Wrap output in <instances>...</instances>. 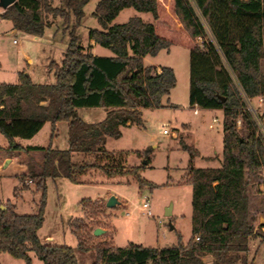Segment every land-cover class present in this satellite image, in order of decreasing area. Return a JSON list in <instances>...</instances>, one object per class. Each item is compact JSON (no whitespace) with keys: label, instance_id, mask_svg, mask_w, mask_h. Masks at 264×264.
I'll list each match as a JSON object with an SVG mask.
<instances>
[{"label":"trees","instance_id":"obj_1","mask_svg":"<svg viewBox=\"0 0 264 264\" xmlns=\"http://www.w3.org/2000/svg\"><path fill=\"white\" fill-rule=\"evenodd\" d=\"M59 1L55 7L54 0H17L1 15L14 31L35 37H42L58 19L69 25L73 16L76 23L61 65L52 62L48 67L49 73L54 72V84H35L24 72L18 74L17 84L0 83V135L7 141V154L45 155L39 173L29 170L19 176L24 185L30 180L41 191L39 212L20 215L13 206L0 208V258L7 254L32 264L29 253L33 252L45 264H78L75 249L45 245L38 236L45 221L48 179L80 184L78 178L88 168H96L109 179L134 176L140 187H154L139 176L144 166L77 164L73 155L122 160L124 154L106 151L107 140L120 139L123 128L143 126L141 109H161L177 84L173 69L159 72L145 66L144 59L180 45L191 52L190 105L223 112L221 166L195 168L197 152L182 145L191 157L187 183L192 186V236L187 244L179 236L172 248L100 246L93 249L92 264H207V257L210 264H249V243L259 237L250 221L254 201L249 179L264 171V141L245 110L239 88L251 99L264 98V0H98L93 16L100 29L89 32L87 48L76 29L92 0ZM127 8L151 14L153 22L132 18L110 27ZM207 29L213 41L207 39ZM92 42L113 57L94 55ZM83 108L104 109L106 117L87 123L78 113ZM58 123L68 125L67 150L25 148L17 142L32 140L47 124L53 136ZM152 153L151 149L142 153L148 165ZM74 228L77 250L89 252L83 245L82 227Z\"/></svg>","mask_w":264,"mask_h":264},{"label":"rangeland","instance_id":"obj_2","mask_svg":"<svg viewBox=\"0 0 264 264\" xmlns=\"http://www.w3.org/2000/svg\"><path fill=\"white\" fill-rule=\"evenodd\" d=\"M97 3L98 0H92L84 8L85 16L76 29L85 48L90 45L89 32L100 29L98 20L93 16ZM54 6L59 7L60 1L54 0ZM2 12L0 8V15ZM132 18H141L145 23L153 22L151 14L127 8L109 26L124 25ZM75 23L73 16L69 25L58 19L51 28L46 29L42 37H35L14 31L11 22L1 18L0 83L17 84L18 73L25 72L31 75L35 84H54V72L49 73L48 67L52 62L61 65L70 45ZM207 39L213 41L208 29ZM92 53L101 57H113L109 50L100 46H95ZM144 64L156 67L157 70L171 68L175 72L177 84L170 95L163 99V107L141 109L143 126L123 128L120 139L107 140L106 151L109 154H124L122 160H117L118 156L83 155L75 158L74 162L88 165H113L117 162L128 169L144 166L139 176L142 181L149 182L154 187H140L134 176L109 179L96 168H88L87 174L78 178L80 184L62 178L48 179L46 182L45 221L38 236L45 245L75 249L78 264H92L95 261L93 249L100 246L125 248L134 244L155 249L172 248L178 245L179 236L182 237L183 244H187L192 236V186L187 183L191 157L182 149V145L197 152V157L193 160L195 168L216 169L222 163L223 112L199 108V114L194 115L195 107L189 102L190 50L173 45L162 50L156 57H146ZM253 104L256 105L255 102ZM78 113L87 123H99L106 117V111L100 108H83ZM214 119L218 122L214 123ZM165 125L168 126L169 135L164 134ZM210 125H213V129H210ZM51 130V125L47 124L32 140L17 142L24 147L50 146L53 149L67 150V123L57 124L53 138ZM6 144V139L0 135V145L3 148L0 150V208L13 206L20 215L37 214L40 210L41 191L30 180L24 185L19 179L20 174L18 177L16 174L25 170V167H21L23 164L28 167L26 169L39 173L45 155L43 152L24 151L9 156ZM148 149L153 150L149 165L142 155ZM201 155L215 156L213 164L198 160ZM4 159L15 161L13 163ZM112 197L118 200V205L110 209L107 204ZM146 201L151 203L152 216H148L142 209ZM169 212L170 217L167 216ZM75 220L78 222L74 223ZM77 226L82 227L83 245L89 252L77 250L79 240L73 234L74 227ZM257 227L259 230V226ZM98 229L104 233L95 237ZM257 234L259 238L250 241L246 254L249 264H264V243L261 241L264 233L258 231ZM29 256L32 264H45L35 253L30 252ZM0 262L25 264L7 254L1 255ZM205 262L210 264L211 261L206 258Z\"/></svg>","mask_w":264,"mask_h":264},{"label":"crops","instance_id":"obj_3","mask_svg":"<svg viewBox=\"0 0 264 264\" xmlns=\"http://www.w3.org/2000/svg\"><path fill=\"white\" fill-rule=\"evenodd\" d=\"M92 45H93V48H94L95 47L94 44H92ZM0 67H1V65H0ZM158 71L160 72V70H158ZM29 76L31 77V75H29ZM31 79H32V77H31ZM32 81H33V79H32ZM209 111H218V112L222 113L219 110H209ZM127 128H130V127H127ZM53 137L54 136H52V134H51V138H53ZM29 147L30 146H25V148H29ZM81 156H83V154H74L73 155V162H74L75 158L81 157ZM214 158H215V156H213V155H207V156L201 155L200 158H198V160L205 161L208 164L209 163L213 164V162H214L213 159ZM5 161H11V162L14 163L15 159H9V160H5ZM21 167H25V170L23 172L17 173L16 174L17 177H18V174L23 175V174H26L29 171L28 169H26V168H28V167H26V165L23 164V165H21ZM86 174H84V175H86ZM83 176H81V177H83ZM249 187H250L252 199L254 201V204L252 205V207L250 209V214H251V220L250 221H251L252 226L254 227L255 234H257L258 231H262V233H264V214H262L264 212V209H262L264 207V171H261V172H259L257 174H254V175H252L250 177V179H249ZM256 224H257V226H259V230H258V227L255 226ZM263 239H264V236L261 239V241ZM205 259H204V261H205ZM207 259H209L211 261L210 257H207Z\"/></svg>","mask_w":264,"mask_h":264},{"label":"built area","instance_id":"obj_4","mask_svg":"<svg viewBox=\"0 0 264 264\" xmlns=\"http://www.w3.org/2000/svg\"><path fill=\"white\" fill-rule=\"evenodd\" d=\"M0 22H1V15H0ZM16 43V41L14 42ZM240 90V94L243 100V103L245 105V110L251 115L257 130H258V134L262 137L263 141H264V98H257V99H251L249 97H247L244 92L241 90V88H239ZM255 102L256 105H254L253 103ZM194 115H198L199 114V107L198 106H194ZM214 123H217L218 120L214 119L213 120ZM237 126L238 128H241V120L237 121ZM165 130H164V134L165 135H169V131H168V126L165 125ZM210 129H213V125L209 126ZM148 216H152V210H151V203L149 201H146L145 204H143V208H142ZM199 240V239H197Z\"/></svg>","mask_w":264,"mask_h":264},{"label":"water","instance_id":"obj_5","mask_svg":"<svg viewBox=\"0 0 264 264\" xmlns=\"http://www.w3.org/2000/svg\"><path fill=\"white\" fill-rule=\"evenodd\" d=\"M16 2H17V0H0V8L3 11H6L10 6L14 5ZM144 164H146V162ZM116 205H118V200L115 197H112L109 200L107 207L111 209V208L116 207ZM167 216L170 217L171 213L170 212L167 213ZM172 229H174V227H172ZM103 233H104V231L98 229L95 232V237H99Z\"/></svg>","mask_w":264,"mask_h":264}]
</instances>
